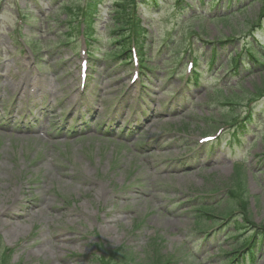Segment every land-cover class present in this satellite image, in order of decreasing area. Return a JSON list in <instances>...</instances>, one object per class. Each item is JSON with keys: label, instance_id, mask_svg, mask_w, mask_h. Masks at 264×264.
<instances>
[{"label": "rangeland", "instance_id": "obj_1", "mask_svg": "<svg viewBox=\"0 0 264 264\" xmlns=\"http://www.w3.org/2000/svg\"><path fill=\"white\" fill-rule=\"evenodd\" d=\"M56 6V2L52 3L47 0L45 9L40 11L43 15H48H40L37 24L34 23L36 21L31 22L35 25L36 32L44 34V38L48 39L46 42H42L44 53L39 56L43 61L44 69L42 70H45V74H40V76L36 74L35 63L37 60L31 64V74L35 77L36 85L32 93L41 102H45V98H52L55 95L52 93L43 95L40 90L41 86L50 80L49 75L52 71L51 67L47 65L48 59L52 58V53H49L48 50H52L54 55L56 52L62 51L64 57H70L72 68L69 70L72 76L69 79L71 84L56 85L53 82L50 87L55 85L56 95L59 98L61 91L65 94L74 86L72 94L64 100L67 101L65 109L71 108L69 109V116L76 117L82 122L84 128L81 133L87 137L85 140H79L66 134L58 135L51 138L46 145L41 146V159L35 167V171L40 174L36 180L40 197L27 203L33 204L42 201V198H47L49 204L44 211H40L36 206H31V212L27 215L28 219L26 220L6 217L2 211L9 206L14 207V200L20 196L19 191L12 190L14 186L12 181L15 178L12 170H16L12 160L24 158V150L32 147L34 141L25 136L16 135L0 139V162L4 164L0 168V236L2 235L1 241H4V245H13L19 249L12 252L10 264L17 261H20L19 264H60L62 262L63 264H86L83 258H71L67 254L69 251L79 249L90 251L88 249L90 243L96 240L104 242L107 249L123 245V248H127V251L130 252V256L126 257L127 259L130 257L141 260L145 258L147 264H152L151 259L155 256L160 260L159 264H172L174 259L175 264H218L215 258L211 256L215 252L212 248V240H208L206 245L196 240L198 232L210 221L202 219L199 224L192 226L191 220L195 206L213 205L215 213L218 214L220 205L230 200V194L227 193L225 187L237 190L235 189L237 188V184L235 185L237 180L233 181V177L242 173L241 177L247 183L250 205L256 206L253 210L255 221H264V164L255 163V159L252 160L249 156L248 158L245 157L248 164L245 166L247 170L242 168V171L237 173H232L230 166H215L213 162L206 164L200 161L190 167L178 168L175 166L176 171L190 169L184 173L171 171L164 174L165 165L160 161L163 159L170 160L179 150H183V134L197 133L196 131L199 130L191 120H188V117L198 118L202 116L204 112L203 99L199 95L202 93L204 96L203 90H191L189 98H191L192 103L189 102L187 106H181L177 101V105L175 104L171 108V111L175 110L176 113L171 114L169 118H163L164 113H158L154 116L151 123L143 125V132L140 133L138 139L136 134L124 135V130L132 128L133 122L130 124L125 119L120 120L118 128L122 129L123 132L119 138H116L114 131L117 130V127L112 128L109 123L107 125L105 123L109 122V115H116L121 109L114 106L105 113L108 103L106 97L114 92L120 82H126V72L119 70L115 75L109 77L105 68L109 70L115 67L117 63L112 64L109 68L105 65L104 60H100L92 73L91 82L85 88L86 91L98 92L97 98L95 99L88 93L81 96L83 90L77 85L74 70L78 64L76 61L78 55H72L64 46L52 47L56 40L52 30L57 31L56 27L58 26L59 31L66 32L67 27L65 24H59L60 20L65 19L67 12L64 9L55 11ZM108 8V2L102 3L99 7L97 24L100 27L109 16ZM258 8L259 3L256 2L249 6L246 11L249 12V15H253ZM141 10V7L138 6V12ZM170 13L171 10L167 8L166 4L159 9L158 13L144 17V20L151 23L149 28L154 33L152 41L155 42V48L161 44L170 28L172 30L175 26V20L170 17ZM242 17V15L238 16V19L242 20ZM189 21L195 28L198 22H201V26H204L206 30L203 36L207 38L216 37L221 33L226 36L231 32V27L237 26L209 22L205 18L202 20L194 18ZM28 22L24 21L25 24ZM7 23L15 28L14 20L8 18ZM23 27V31L29 30L27 25H22L21 28ZM239 27L242 26L239 25ZM99 31L102 33L103 29L100 28ZM82 48H84L83 44L80 46V49ZM98 56L100 58L101 53ZM21 57L23 62L27 63L25 56L22 55ZM119 76L121 79L116 80ZM257 77H251L250 85H248L249 82L245 85L251 86ZM173 79L175 85H178V79L174 77ZM168 83V81L159 80L156 76L149 92L153 95H160ZM8 84L5 91L6 96H8L12 86V83L9 82ZM134 92L135 88L130 87L129 94L133 95ZM80 97H82L81 103L79 102ZM58 98L53 103H46L57 114L61 110ZM72 98L73 101H71ZM261 101L264 104V99ZM87 103L91 104L92 107L84 105ZM152 103L154 101L149 104L152 105ZM17 105L19 106L17 107ZM17 105L13 107V113L6 115L5 120L8 119L9 115L14 117L20 111L25 114L28 113L27 109L30 108V104L25 103L21 106L18 103ZM84 120L87 123H83ZM162 120L166 123L160 124L159 121ZM105 127H107L106 131H104ZM122 137L126 140H122ZM139 144H144L143 147L148 151L140 150ZM258 144V147H254L250 153L255 152L256 149L259 151L261 147L259 141ZM27 152H29L28 149ZM198 164L202 165L201 169H197ZM133 181H135L134 184H131ZM57 182L62 184H58V186L63 192L75 194L74 198L77 200L65 203L54 197L53 194L44 193L48 187ZM214 189L219 190L218 196L220 194L219 198L223 199L217 206L215 205L217 198L200 201L199 204L193 200L190 203L193 208L188 213L186 210L189 206L180 215L177 214L175 208H172L168 214L162 212L164 204L169 200L179 198L182 193L188 190L212 191ZM193 197L191 196V198ZM53 206H66L69 215H65L61 210H56L53 216H49L48 210ZM97 215L98 217L95 219L94 216ZM59 217L62 225L61 230L53 232L52 228L58 224ZM30 218L33 220L32 222H30ZM105 223L107 224L105 225ZM33 224L37 232L36 236L44 239L41 240L39 246H34L33 240L27 239ZM14 228L18 232H15ZM87 235L91 237H87ZM63 239H67V242L64 243ZM184 239L187 240L186 244ZM188 248L206 250V253H201L204 256L199 258L189 252ZM58 253H61L60 256ZM118 256L119 259L113 263L120 262L123 254L119 253ZM263 262L264 258L259 261V264H263Z\"/></svg>", "mask_w": 264, "mask_h": 264}, {"label": "trees", "instance_id": "obj_2", "mask_svg": "<svg viewBox=\"0 0 264 264\" xmlns=\"http://www.w3.org/2000/svg\"><path fill=\"white\" fill-rule=\"evenodd\" d=\"M263 86H264V83H263ZM260 91H261V88L256 87L255 92L260 93Z\"/></svg>", "mask_w": 264, "mask_h": 264}, {"label": "bare ground", "instance_id": "obj_3", "mask_svg": "<svg viewBox=\"0 0 264 264\" xmlns=\"http://www.w3.org/2000/svg\"><path fill=\"white\" fill-rule=\"evenodd\" d=\"M18 217H21V215H19V214H16ZM12 236H13V234H12Z\"/></svg>", "mask_w": 264, "mask_h": 264}]
</instances>
